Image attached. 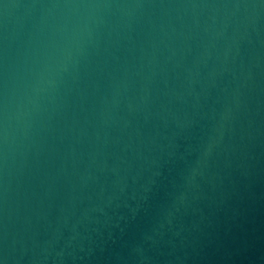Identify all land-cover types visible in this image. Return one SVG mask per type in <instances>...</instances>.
Returning <instances> with one entry per match:
<instances>
[{
    "label": "water",
    "instance_id": "95a60500",
    "mask_svg": "<svg viewBox=\"0 0 264 264\" xmlns=\"http://www.w3.org/2000/svg\"><path fill=\"white\" fill-rule=\"evenodd\" d=\"M0 264H264V0H0Z\"/></svg>",
    "mask_w": 264,
    "mask_h": 264
}]
</instances>
